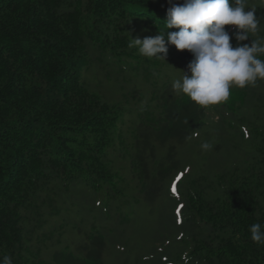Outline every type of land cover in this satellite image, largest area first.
I'll return each instance as SVG.
<instances>
[{"label":"trees","instance_id":"1","mask_svg":"<svg viewBox=\"0 0 264 264\" xmlns=\"http://www.w3.org/2000/svg\"><path fill=\"white\" fill-rule=\"evenodd\" d=\"M248 5L260 18L257 33L240 42L250 45L264 40V0ZM170 6L168 0H0V258L106 264L110 228L134 211L130 194L150 208L176 203L167 197L168 184L182 167L180 147L205 124V109L164 83L152 96L154 109L137 115L135 129L117 134L121 103L108 102L86 77L95 59L130 73L135 87L141 73L147 80L170 60L188 65L193 54L174 45L165 61L128 47L138 31L158 34ZM224 27L235 47L236 26ZM249 89L232 87L222 106L236 109ZM262 120L253 129L251 158L216 175L185 178L181 200L191 238L171 244L181 264H264V245L249 232L251 224H264ZM116 214L121 218L113 221ZM71 222L78 225L74 233Z\"/></svg>","mask_w":264,"mask_h":264},{"label":"rangeland","instance_id":"2","mask_svg":"<svg viewBox=\"0 0 264 264\" xmlns=\"http://www.w3.org/2000/svg\"><path fill=\"white\" fill-rule=\"evenodd\" d=\"M153 32L146 28L141 34L138 31V36L141 39L155 36ZM161 66L162 69L149 75L147 80H144L146 72L141 73L135 87L129 78L130 73L109 61L94 60L92 69L86 74L87 80L108 102H120L122 105L117 134L127 128L135 129L137 115L146 109H154L156 101L153 98L159 94L162 84L179 78L181 71L188 73L187 64L177 59ZM263 85L257 82L256 86H250L245 102L236 109L222 105L205 108V124L194 130L187 144L180 147L182 167L168 184L167 197L174 198L176 203L150 208L142 203L138 193L136 196L130 194L131 201L135 203L134 211L110 228L104 254L106 264H124L128 257L127 264H181L172 258L171 244L176 239L191 238L192 230L185 224V203L181 200L184 180L195 172L219 174L252 157L257 140L253 129L256 124L263 123L261 119L264 118ZM205 141L212 145L210 150H201L200 145ZM120 218L121 215L116 214L113 221ZM68 226L75 228L73 233L78 227L76 222Z\"/></svg>","mask_w":264,"mask_h":264},{"label":"clouds","instance_id":"3","mask_svg":"<svg viewBox=\"0 0 264 264\" xmlns=\"http://www.w3.org/2000/svg\"><path fill=\"white\" fill-rule=\"evenodd\" d=\"M171 5L166 12V21L155 36L143 39L131 38L128 47L149 59L164 60L168 46L178 50H189L193 59L187 65L188 73L171 80V89L176 95L189 98L198 108L224 105L229 101L232 87L256 86L264 80V40L252 39L249 44L241 41L258 31L260 18L255 15L257 8L249 6L248 0H184ZM247 9V10H246ZM225 25L236 26L233 36L235 47L230 43ZM177 28V31L166 29ZM163 54V55H161ZM207 151L212 145L207 141L200 145ZM250 238L257 245H264V224L249 226ZM0 264H13L10 255L0 258Z\"/></svg>","mask_w":264,"mask_h":264}]
</instances>
